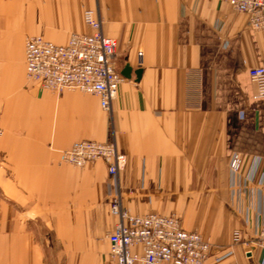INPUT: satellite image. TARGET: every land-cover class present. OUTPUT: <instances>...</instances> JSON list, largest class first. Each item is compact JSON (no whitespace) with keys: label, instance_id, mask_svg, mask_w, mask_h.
<instances>
[{"label":"crops","instance_id":"1","mask_svg":"<svg viewBox=\"0 0 264 264\" xmlns=\"http://www.w3.org/2000/svg\"><path fill=\"white\" fill-rule=\"evenodd\" d=\"M86 8L117 40L119 68L143 69L121 83L112 112L98 95L45 90L26 76V38L91 32ZM258 66L264 30L223 0H0V264H45L39 220L59 235L96 226L97 205H110L103 160L60 163L81 139L114 140L127 155L119 185L129 212H181L219 254L232 251L221 264H264V249L248 245L257 234L248 192L233 195L230 172L234 152L244 175L253 158L264 163V97L249 77ZM237 228L244 242L233 244ZM87 242L93 249L94 233Z\"/></svg>","mask_w":264,"mask_h":264},{"label":"built area","instance_id":"2","mask_svg":"<svg viewBox=\"0 0 264 264\" xmlns=\"http://www.w3.org/2000/svg\"><path fill=\"white\" fill-rule=\"evenodd\" d=\"M234 10L249 15L251 28L264 30V0H223ZM85 23L91 32L72 33L65 43L54 42L41 34L31 35L25 44L27 78L41 88L54 92L79 90L98 95L102 107L112 112L113 101L126 79L117 67L118 42L106 35L97 10L84 12ZM140 55L141 52H140ZM250 80L256 86V97H264V66L249 70ZM63 161L84 167L103 160L115 186L111 212L117 223L109 233L115 264H214L229 256L200 232L187 229L180 216L174 213L151 212L133 214L124 207L119 188V175L126 166L127 155L119 151L115 141L100 142L85 139L75 142L62 155ZM245 157L234 152L230 159L233 195L248 192V214L254 211L257 234L249 241L264 249V163L253 158L249 170L243 174ZM243 180L251 185H243ZM242 231L233 232V244L242 243Z\"/></svg>","mask_w":264,"mask_h":264},{"label":"rangeland","instance_id":"3","mask_svg":"<svg viewBox=\"0 0 264 264\" xmlns=\"http://www.w3.org/2000/svg\"><path fill=\"white\" fill-rule=\"evenodd\" d=\"M87 9L89 8H86L85 10ZM85 10L83 11V19H84ZM37 34L39 33L31 34V35H37ZM32 83L35 84L34 82ZM81 140H85V139H81ZM91 140H96V139H91ZM109 141H114V140H109ZM100 142H106V141H100ZM74 143H72L68 148H70ZM68 148H65L61 151L60 163L69 164L63 161L62 159V155L64 151ZM69 165L77 167L72 164ZM109 188H110L109 193L111 195L110 205L108 207L101 206L99 204L97 205V220H96V226L94 227H85V228L62 227L59 228L60 231L59 234L60 237H59V235H57V230L55 227L47 226L45 225L44 221L39 220L38 224L35 226L34 229L37 233V239L41 243L45 251V264H104L105 260L101 256L105 253L111 255L109 256V260H108L109 262H111L110 264H115V260L112 258V245L109 239V233L112 230H114L117 223V217L111 212V202L115 190L113 181L112 183L109 182L108 189ZM1 192L2 191L0 189V195L4 199H6L5 198L6 195L4 196L3 194H1ZM120 192H121V188H120ZM9 201L12 202L11 200ZM159 213H163V212H159ZM170 213H174L180 216L183 223L184 216L181 214V212H170ZM93 233L95 235V243H94L95 246L93 249L88 250L87 237L89 236V234L92 235ZM62 240H64V242Z\"/></svg>","mask_w":264,"mask_h":264},{"label":"water","instance_id":"4","mask_svg":"<svg viewBox=\"0 0 264 264\" xmlns=\"http://www.w3.org/2000/svg\"><path fill=\"white\" fill-rule=\"evenodd\" d=\"M119 68V66L117 65ZM121 74L126 78H132L135 75L137 80H140L143 69L141 67L134 69L129 63L125 64L122 68H119Z\"/></svg>","mask_w":264,"mask_h":264}]
</instances>
